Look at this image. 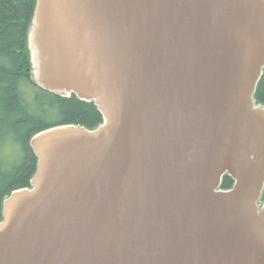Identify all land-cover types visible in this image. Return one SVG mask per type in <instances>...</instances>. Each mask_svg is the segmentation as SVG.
I'll return each mask as SVG.
<instances>
[{"label": "water", "instance_id": "1", "mask_svg": "<svg viewBox=\"0 0 264 264\" xmlns=\"http://www.w3.org/2000/svg\"><path fill=\"white\" fill-rule=\"evenodd\" d=\"M28 48L104 123L32 138L0 264H264V0H37Z\"/></svg>", "mask_w": 264, "mask_h": 264}, {"label": "trees", "instance_id": "2", "mask_svg": "<svg viewBox=\"0 0 264 264\" xmlns=\"http://www.w3.org/2000/svg\"><path fill=\"white\" fill-rule=\"evenodd\" d=\"M36 2L0 0V223L4 200L14 191L31 187L38 162L30 146L32 138L59 126L95 130L104 123L94 103L50 93L32 81L28 33ZM23 89L32 93L30 103ZM255 102L264 106V75ZM233 185L226 176L221 189L230 190Z\"/></svg>", "mask_w": 264, "mask_h": 264}, {"label": "rangeland", "instance_id": "3", "mask_svg": "<svg viewBox=\"0 0 264 264\" xmlns=\"http://www.w3.org/2000/svg\"><path fill=\"white\" fill-rule=\"evenodd\" d=\"M24 96L27 99V102H31L33 100L32 93L29 90L23 89Z\"/></svg>", "mask_w": 264, "mask_h": 264}]
</instances>
